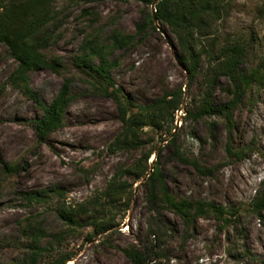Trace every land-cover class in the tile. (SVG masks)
<instances>
[{"label":"rangeland","instance_id":"1","mask_svg":"<svg viewBox=\"0 0 264 264\" xmlns=\"http://www.w3.org/2000/svg\"><path fill=\"white\" fill-rule=\"evenodd\" d=\"M53 8L43 51L52 68H35L27 84L16 82L19 64L0 43V264L27 261L34 236L45 248L38 264H64L63 257L65 264H133L131 250L148 256V264H264V208L258 207L264 199V0H226L197 37L199 49L212 39L243 46L242 71L260 70L230 126L217 117L186 116L204 92L207 59L191 80L178 38L155 19L153 6L53 0ZM114 37L127 44L117 46ZM90 47L104 50L107 78L92 68L101 61L90 57ZM65 83L70 102L62 123L40 138L42 106ZM227 84L219 80L216 104L230 99ZM157 101L167 107L161 127H143L133 147L112 149L125 129L119 102L136 113ZM86 130L93 137L71 145ZM152 165L160 167L171 198L208 214L185 221L167 208L151 210L142 182ZM115 176L127 184L124 202L100 211L93 201ZM29 193L44 199L31 202ZM79 205L86 211L75 213L76 224L65 222L63 211ZM101 221L114 226L97 234L94 224Z\"/></svg>","mask_w":264,"mask_h":264},{"label":"trees","instance_id":"2","mask_svg":"<svg viewBox=\"0 0 264 264\" xmlns=\"http://www.w3.org/2000/svg\"><path fill=\"white\" fill-rule=\"evenodd\" d=\"M137 1L148 6L157 3L155 19L161 24L167 25L178 38L183 55L180 61L185 66L191 80H194L200 72L202 57L207 59L204 60L207 65V82L204 92L195 101L194 108L185 112L186 116L191 117L194 121L202 120L205 117H217L223 119L230 126L235 120L236 111L243 104L247 89L255 82L260 70H255L249 75L242 71L245 48L241 45H220L217 40L212 39L208 46H202V49H199L197 37L199 38L201 31L210 25V18L218 15L220 7L226 0ZM54 11L53 0H0V43L9 49L11 56L19 64L14 76L16 82L27 84V75L35 68H52L43 51L50 45L48 30L52 22L56 20ZM113 40L119 47H124L127 44V38L114 37ZM89 49L90 57H98L101 61L100 66H92V68L99 75L107 78L109 65L104 50L95 47ZM85 62L90 61L86 59ZM221 78L228 80L225 91L230 99L223 104H216L212 95ZM69 102V83H65L51 104L48 107L42 106L44 115L36 122V131L40 138H44L48 133L60 127L62 115ZM119 109L125 129L113 144L112 149L133 147V137L139 129L149 125L161 127V122L166 121L165 117H167V107L162 106L158 101L148 107H138L136 113L128 105L120 102ZM145 120L149 121L148 124H145ZM169 120L170 123L174 124L175 118L173 116ZM175 130V127L170 130V135L174 137L172 142L176 141ZM160 154L161 152L158 153L157 159ZM150 158V156L146 157L147 163ZM177 158L185 162L179 152H177ZM137 170L136 167L134 172L136 173ZM145 185L148 191V203L153 211L167 208L185 221L208 214L204 208H198L193 213V203L178 202L171 198L168 185L158 166L154 168ZM126 193V182L115 176L106 189L94 199L93 206L100 211L120 207L124 202ZM25 198L31 202L44 199L37 193L25 194ZM258 207L264 208V199L259 202ZM84 211H86L84 205L70 207L63 211L61 217L68 224L74 225L76 224L75 213ZM94 225L97 234H101L114 226L112 221L95 222ZM38 243L37 237L34 236L31 246L32 253L29 259L21 264H38L42 252L45 251V248L38 246ZM152 254L158 260L165 257L156 251H152ZM126 255L133 264H148L149 262V257L137 250L126 251ZM68 260L69 258L63 257L59 261L65 264Z\"/></svg>","mask_w":264,"mask_h":264},{"label":"bare ground","instance_id":"3","mask_svg":"<svg viewBox=\"0 0 264 264\" xmlns=\"http://www.w3.org/2000/svg\"><path fill=\"white\" fill-rule=\"evenodd\" d=\"M90 130V129H89ZM89 130H86V131H82V133H80V135H78L79 136V138H78V142L77 141H73L72 143H71V145H73V146H77V145H79V143H81V142H83L84 140H86L87 138H90L91 139V136L93 137V135H94V133H92V131L93 130H91V131H89ZM81 131V130H80ZM77 136V135H76ZM77 136V137H78ZM76 138V137H75ZM76 140V139H75ZM64 141H66L65 139H64ZM67 142V141H66ZM54 164H49V166L50 167H48V170H47V173H52V166H53Z\"/></svg>","mask_w":264,"mask_h":264},{"label":"water","instance_id":"4","mask_svg":"<svg viewBox=\"0 0 264 264\" xmlns=\"http://www.w3.org/2000/svg\"><path fill=\"white\" fill-rule=\"evenodd\" d=\"M156 4H157V3H155V4L153 5L154 15H155V12H156V10H155ZM158 153H159V152H156V153H155V157L158 156ZM154 161H155V160H152L151 163L153 164ZM153 171H154V170H153V165H152L151 170H150V173H148V174L145 176V178H144V180H143L142 183H145V182L148 180V178L150 177V174H151Z\"/></svg>","mask_w":264,"mask_h":264}]
</instances>
